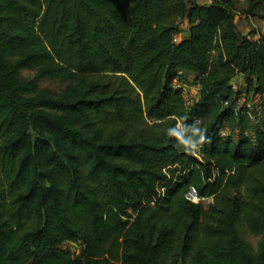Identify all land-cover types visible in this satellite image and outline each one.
<instances>
[{"label": "trees", "instance_id": "obj_1", "mask_svg": "<svg viewBox=\"0 0 264 264\" xmlns=\"http://www.w3.org/2000/svg\"><path fill=\"white\" fill-rule=\"evenodd\" d=\"M238 2L0 0V264H264V116L225 103L239 74L264 94V30ZM180 116L195 155L165 135Z\"/></svg>", "mask_w": 264, "mask_h": 264}, {"label": "built area", "instance_id": "obj_2", "mask_svg": "<svg viewBox=\"0 0 264 264\" xmlns=\"http://www.w3.org/2000/svg\"><path fill=\"white\" fill-rule=\"evenodd\" d=\"M179 27L183 29L185 27V23L182 21L179 22ZM181 35V32L175 33L174 39L176 41L179 40L181 38ZM180 73H183V71L180 70ZM187 84L188 83L183 81L179 76L174 79V86L182 87L185 92L187 103H191L194 98H197L199 96L200 84L198 82L194 83L192 88L193 92L191 93H188L189 89L187 87ZM232 88L235 91L234 98H229L225 103H232L237 110H242L243 112H245L252 121H259L261 117L264 116V94H260L255 92L254 90H250L248 88V82L245 79L241 81L234 80ZM197 120L200 121V119ZM222 133L225 134V131H222ZM188 196L192 199L194 196H196L197 198H201L197 195L194 188H191Z\"/></svg>", "mask_w": 264, "mask_h": 264}, {"label": "rangeland", "instance_id": "obj_3", "mask_svg": "<svg viewBox=\"0 0 264 264\" xmlns=\"http://www.w3.org/2000/svg\"><path fill=\"white\" fill-rule=\"evenodd\" d=\"M237 5H238V9H239V13H238L239 16H236V20H237L238 28L241 31L242 30L241 20L245 19L244 13H243V10H244L243 0H239ZM252 25L254 26V28H256V29L258 28L257 24L252 23ZM19 73L26 78H31V77H34L36 75L37 69L32 68V67H21L19 69ZM186 81H189V79L186 78ZM190 81H191V79H190ZM38 83H39L40 87L42 89L46 90L48 93L58 95V94L65 93L70 86L76 85L77 81L62 79L60 77L53 76V75H42L38 78ZM191 83H192V81H191ZM187 85H188L187 87L189 89L188 93L193 92V90H192L193 84H190V82H188ZM235 126L232 124V127L234 129H236ZM235 131H236L235 134H237V129ZM193 199L195 201L201 200L206 207L212 201V197L197 198L196 196H194ZM240 230H241L243 237L253 246L254 249H257L259 242L261 240V235L250 231L244 224H240ZM68 245H70V244L68 243ZM179 264H181V263H179Z\"/></svg>", "mask_w": 264, "mask_h": 264}, {"label": "clouds", "instance_id": "obj_4", "mask_svg": "<svg viewBox=\"0 0 264 264\" xmlns=\"http://www.w3.org/2000/svg\"><path fill=\"white\" fill-rule=\"evenodd\" d=\"M186 116H180L174 126L165 129V135L175 141L179 150L195 155L208 142L207 130L200 126L199 121L187 123Z\"/></svg>", "mask_w": 264, "mask_h": 264}, {"label": "crops", "instance_id": "obj_5", "mask_svg": "<svg viewBox=\"0 0 264 264\" xmlns=\"http://www.w3.org/2000/svg\"><path fill=\"white\" fill-rule=\"evenodd\" d=\"M201 2H207L208 0H199ZM243 7H247V2L245 0H243ZM237 16H239V14H237ZM244 18L243 20H241V24H242V33H247L250 29L254 28L253 24H257L258 26V30H264V19H260L256 16H250L247 17L244 14ZM237 21V20H236ZM245 79V76L243 74H239L235 77V81H241Z\"/></svg>", "mask_w": 264, "mask_h": 264}]
</instances>
